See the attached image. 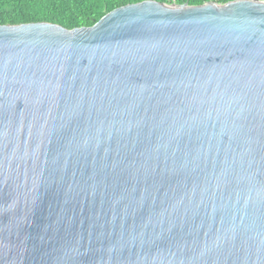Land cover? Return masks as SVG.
<instances>
[{"label":"water","instance_id":"obj_1","mask_svg":"<svg viewBox=\"0 0 264 264\" xmlns=\"http://www.w3.org/2000/svg\"><path fill=\"white\" fill-rule=\"evenodd\" d=\"M0 264H264V0L0 25Z\"/></svg>","mask_w":264,"mask_h":264},{"label":"trees","instance_id":"obj_2","mask_svg":"<svg viewBox=\"0 0 264 264\" xmlns=\"http://www.w3.org/2000/svg\"><path fill=\"white\" fill-rule=\"evenodd\" d=\"M146 0H0V25L51 23L68 30L90 27L110 11ZM191 6L235 0H155Z\"/></svg>","mask_w":264,"mask_h":264}]
</instances>
